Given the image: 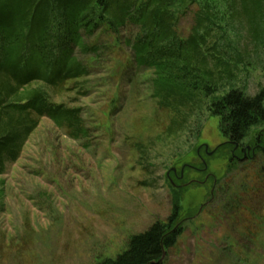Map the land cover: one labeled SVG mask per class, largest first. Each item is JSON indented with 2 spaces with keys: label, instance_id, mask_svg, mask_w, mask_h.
I'll return each instance as SVG.
<instances>
[{
  "label": "rangeland",
  "instance_id": "1",
  "mask_svg": "<svg viewBox=\"0 0 264 264\" xmlns=\"http://www.w3.org/2000/svg\"><path fill=\"white\" fill-rule=\"evenodd\" d=\"M234 1L239 13L241 8H249L245 0L242 7V0ZM231 2L221 5L225 15L207 45L226 49L217 56L237 64L236 86L253 96L264 87V14L255 33L244 10L236 16L228 6ZM198 10V5L190 6L179 20L182 37L191 33ZM120 31L100 30L86 38L99 46L98 57L76 51L90 67V74L61 89H47L52 102L81 108L88 135L73 140L48 117L41 118L19 160L0 175V188L5 192L0 197V264H97L102 258H115L130 235L170 215L172 196L166 173L176 167L190 145H208L212 150L225 141L219 118L204 106L199 142H187L189 131L165 137L177 115L159 108L151 97L153 70L135 64L126 41L136 36L137 28ZM215 52H206L211 61ZM138 141L152 143L145 161L135 148ZM188 155L185 160L199 165L194 152ZM261 155L259 152L251 163L229 175L225 156L205 160L208 170L204 174L194 169L185 174L186 181L199 184L189 185L184 194L183 217L200 211L203 204L209 206L198 215L201 217L186 222V231L163 257V264H264V223L251 216L241 223H226L218 206L208 203L214 183L211 178L204 181L212 173L217 178L215 188L235 181L239 185L254 174L252 168ZM256 201L263 204L264 219V193ZM252 223H259V229L249 239L246 232ZM229 247L239 258L225 252Z\"/></svg>",
  "mask_w": 264,
  "mask_h": 264
},
{
  "label": "trees",
  "instance_id": "2",
  "mask_svg": "<svg viewBox=\"0 0 264 264\" xmlns=\"http://www.w3.org/2000/svg\"><path fill=\"white\" fill-rule=\"evenodd\" d=\"M231 1L228 6L233 8L234 14L238 16L244 10L246 15L243 16L256 33L255 25L264 14V0H252L253 4L245 0L249 8H241L240 13L236 1ZM225 2L227 0H0V175L19 160L41 118L48 117L73 140L88 135L81 108H67L52 102L47 89H61L68 82L90 74V67L78 58L76 51L98 57L99 46L86 42V38L100 30L120 34L121 29L132 26L138 32L126 44L133 51L136 66L154 72L151 97L159 108L177 115L165 137L189 131L187 142L191 139L199 142L204 106L211 116L219 118L220 131L225 138L212 150L206 151L202 144V158L198 155L201 144L190 145L192 147L172 168L177 169V165L182 164L187 174L193 169L197 171L198 168L193 167L196 166L203 169L198 171L204 174L208 167L204 170L203 160L225 156L229 175L247 166L261 152V158L252 168L254 174H249L248 180L239 185L236 181L218 185L210 204L218 206V214L226 223H241L246 216L264 223L260 212L263 204L256 201L264 193V148H256L253 158L244 161L235 158L243 156L236 146L243 145L245 139L251 142L257 136L264 140V87L253 96L237 87L234 74L237 64L217 56L216 53H226L224 47L207 45L219 19L225 15L220 9ZM192 5L199 7L196 24L184 38L179 34L178 23ZM211 49L217 51L212 54L214 61L207 55ZM34 84L38 87L32 88ZM192 115L197 116L190 122ZM260 125L263 128L251 135V130ZM134 145L145 161L152 143L138 141ZM210 151H214L212 155L208 154ZM191 152L200 159L199 165L185 160ZM168 171L166 179L172 207L167 219L156 220L145 231L130 235L125 248L115 258L105 257L97 264H163L164 252L167 254L176 246L187 229L186 222L201 217L199 209L192 216L183 217L182 205L189 185L199 182L186 181V175L178 181L175 172L171 168ZM210 178L214 183L215 177ZM4 193L0 188V197ZM201 206L203 212L209 205ZM259 223L248 226L249 239L254 238ZM225 252L239 258L231 247Z\"/></svg>",
  "mask_w": 264,
  "mask_h": 264
},
{
  "label": "flooded vegetation",
  "instance_id": "3",
  "mask_svg": "<svg viewBox=\"0 0 264 264\" xmlns=\"http://www.w3.org/2000/svg\"><path fill=\"white\" fill-rule=\"evenodd\" d=\"M252 144H255V145H252ZM202 145H200L199 146V148H198V155L201 157V155H200V151H201V147ZM256 148H258L259 150L260 149H262V148H264V140H262V139H259V137H255L254 139H252V141L251 142H247V143H245V142H243V145H238V147L236 146V149L237 150H240V151H242V153H243V156H235V158L238 160V161H244V160H246V159H248V158H253V157H255L256 156ZM206 150V149H205ZM202 158V157H201ZM194 168H198V170H203V169H201V168H199V167H196V166H193ZM208 167V166H207ZM182 169H183V167L181 168V170H180V175H178V168H177V170H176V175H177V177L179 178V180L178 181H182L184 178H185V173H184V175L183 176H181V174H182ZM204 170H207V168L205 169L204 168ZM213 176V174L212 173H208V174H206V176H205V178H206V180H204L205 182L210 178V177H212ZM217 178H215L214 179V182H215V180H216ZM204 181H201V182H204ZM199 182V181H198ZM178 184H180V182L178 183ZM182 185H187V184H185V183H181ZM175 185H177L176 183H175Z\"/></svg>",
  "mask_w": 264,
  "mask_h": 264
},
{
  "label": "water",
  "instance_id": "4",
  "mask_svg": "<svg viewBox=\"0 0 264 264\" xmlns=\"http://www.w3.org/2000/svg\"><path fill=\"white\" fill-rule=\"evenodd\" d=\"M237 147H238V144H237ZM208 145H205V149H206V151L208 150ZM213 152L214 151H210V152H208V154H210V155H212L213 154ZM203 162H204V164H205V169L207 168V164H206V162L203 160ZM172 170L176 173V168H172ZM184 167H183V169H182V174H181V176H183L184 175ZM167 174H169V172L167 173ZM216 182H217V180H215V182H214V186H213V188H212V190H211V199H210V201L208 202V203H211L213 200H214V198H215V186H216ZM201 210H202V207L200 208V211H199V213L198 214H200L201 213ZM165 255H166V252H164V254H163V257H165ZM164 259V258H163Z\"/></svg>",
  "mask_w": 264,
  "mask_h": 264
}]
</instances>
